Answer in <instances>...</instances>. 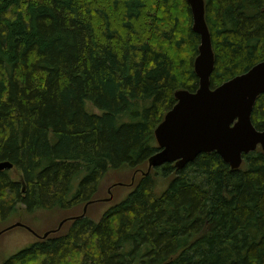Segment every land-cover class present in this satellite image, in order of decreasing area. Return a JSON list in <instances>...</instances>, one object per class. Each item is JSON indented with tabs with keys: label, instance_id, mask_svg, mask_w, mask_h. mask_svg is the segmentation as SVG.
Returning a JSON list of instances; mask_svg holds the SVG:
<instances>
[{
	"label": "trees",
	"instance_id": "1",
	"mask_svg": "<svg viewBox=\"0 0 264 264\" xmlns=\"http://www.w3.org/2000/svg\"><path fill=\"white\" fill-rule=\"evenodd\" d=\"M204 4L214 88L264 59V0ZM192 23L186 0H0V161L13 164L0 227L21 205L96 202L109 169H145L97 220L89 205L46 237L29 227L37 239L0 264H264L260 147L236 169L212 151L146 172L175 91L198 88ZM251 121L264 129V93ZM158 174L169 184L155 195Z\"/></svg>",
	"mask_w": 264,
	"mask_h": 264
},
{
	"label": "water",
	"instance_id": "2",
	"mask_svg": "<svg viewBox=\"0 0 264 264\" xmlns=\"http://www.w3.org/2000/svg\"><path fill=\"white\" fill-rule=\"evenodd\" d=\"M186 2L192 14V29L200 38L198 54L193 62L198 88L195 91H175L177 102L154 129L159 150L148 159V170L165 163H174L180 169L197 155L212 151L236 169L242 164L243 153L254 151L257 147L264 151V129L257 130L251 121L256 99L264 93V59L211 88L214 54L205 21L204 0ZM12 167L11 162L0 161V170ZM84 213L85 208L82 215ZM15 226H24L34 233L20 222L8 228ZM48 234L46 232L42 237Z\"/></svg>",
	"mask_w": 264,
	"mask_h": 264
},
{
	"label": "rangeland",
	"instance_id": "3",
	"mask_svg": "<svg viewBox=\"0 0 264 264\" xmlns=\"http://www.w3.org/2000/svg\"><path fill=\"white\" fill-rule=\"evenodd\" d=\"M92 108L95 112H97L95 108L87 102L86 109L88 111H92ZM144 170L141 171L144 172ZM142 172L139 170L132 171V169H129L128 167L118 170L109 169L99 181L95 198L96 202L89 203L90 206L87 203L85 213L87 211V207L89 206V216L92 219L97 220L105 210H107L114 203L125 199L127 195L133 191L135 184L134 179H137ZM12 176L13 179L19 178H17V173H12ZM157 176L154 189L155 195H159L169 184L167 180H163L160 174ZM108 198L109 200H106ZM83 207L84 205H80L74 209L65 211L59 209L37 210L31 214H27L21 205L18 207L17 212L12 215L10 219L2 225V227H0V230L3 229L4 231L5 229L6 231L8 226L10 227L16 222H21L23 225L31 227L33 230H37L39 234L54 228L59 230L64 224V222H62L61 226L58 228L59 222L62 221L64 217H67L68 215L71 217L73 215L80 214ZM62 230L63 229H61V231ZM3 231H0V263L11 255L27 248L37 239V236L34 233L32 234V232L22 226H16L2 233Z\"/></svg>",
	"mask_w": 264,
	"mask_h": 264
},
{
	"label": "bare ground",
	"instance_id": "4",
	"mask_svg": "<svg viewBox=\"0 0 264 264\" xmlns=\"http://www.w3.org/2000/svg\"><path fill=\"white\" fill-rule=\"evenodd\" d=\"M187 5H188V3H187ZM189 7H190V6H189ZM197 50H198V49H197ZM194 59H195V58H194ZM193 62H194V61H193ZM197 87H198V86H197ZM178 90H179V89H178ZM175 99H176V98H175ZM176 102H177V99H176ZM174 105H175V104H174ZM174 105H173V106H174ZM173 106H172V107H173ZM170 109H171V108H170ZM170 109H169V110H170ZM165 114H166V113H165ZM157 146H158V145H157ZM158 148H159V147H158ZM261 150H262V149H261ZM152 155H153V154H152ZM220 157H221V156H220ZM173 164H174V163H173ZM147 166H148V165H147ZM174 166H175V165H174ZM148 171H149V170L147 169L146 172H148ZM144 173H145V172H144ZM144 173H143V174H144ZM106 200H109V198L106 199ZM84 208L86 209V205L83 207V211H84ZM82 214H83V213H82ZM84 214H85V213H84ZM13 224H14V223H13ZM8 227H9V226H8ZM58 228H59V227H58ZM56 229H57V228H56ZM56 229H54V230H56ZM51 231H52V230H51ZM48 232H49V231H48ZM32 234H33V233H32ZM43 234H44V233H43ZM38 236H39V235H38Z\"/></svg>",
	"mask_w": 264,
	"mask_h": 264
},
{
	"label": "flooded vegetation",
	"instance_id": "5",
	"mask_svg": "<svg viewBox=\"0 0 264 264\" xmlns=\"http://www.w3.org/2000/svg\"><path fill=\"white\" fill-rule=\"evenodd\" d=\"M85 206V205H84ZM72 217V216H71Z\"/></svg>",
	"mask_w": 264,
	"mask_h": 264
}]
</instances>
